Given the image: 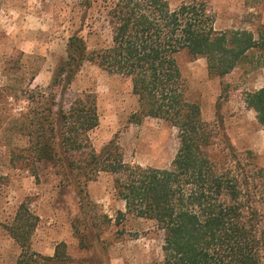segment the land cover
Segmentation results:
<instances>
[{
    "label": "trees",
    "instance_id": "obj_1",
    "mask_svg": "<svg viewBox=\"0 0 264 264\" xmlns=\"http://www.w3.org/2000/svg\"><path fill=\"white\" fill-rule=\"evenodd\" d=\"M87 11L94 16L89 35L96 45L90 47L83 28L73 34L54 83L66 88L86 63L129 80L139 102L131 122L151 117L175 127L178 152L166 168L127 163L113 140L97 152L89 138L100 123L93 96L77 98L66 110L53 93L30 91L29 100L39 97L41 107L15 120L22 121L18 132L36 141L33 166L59 167L81 196L100 173L113 175L125 214L152 222L161 235V257L150 264H264V167L254 152L237 151L222 129L203 119L201 106L188 98L178 61L181 53L204 58L209 75L222 78L253 51L262 52L257 61L264 59L263 34L217 28L207 0L176 7L167 0H102ZM98 22L101 31L92 29ZM106 29L108 43L101 40ZM245 103L264 128V87L247 92ZM38 222L23 203L8 226L20 249L16 264H43L32 249ZM64 247L57 246L51 259L63 261Z\"/></svg>",
    "mask_w": 264,
    "mask_h": 264
},
{
    "label": "rangeland",
    "instance_id": "obj_2",
    "mask_svg": "<svg viewBox=\"0 0 264 264\" xmlns=\"http://www.w3.org/2000/svg\"><path fill=\"white\" fill-rule=\"evenodd\" d=\"M98 1L102 2L0 0V264H16L20 255L8 226L23 203L39 217L32 249L43 257V264H150L161 257L160 233L152 222L125 214L126 203L117 196L113 175L100 173L85 184L81 196L59 167L33 166L36 141L17 130L22 121L15 119L25 109L41 107L39 97L36 102L29 100L30 91L53 93V101L66 110L77 98L91 95L100 117L99 126L89 134L97 152L113 140L130 164L166 168L175 158L179 148L175 127L151 117L131 122L139 102L129 80L86 63L66 88L54 83L73 34L83 28L90 47L96 45V36L89 35L94 16L86 8ZM167 1L176 7L189 0ZM207 1L217 28L264 37V0ZM102 25L95 23L92 29L101 31ZM103 32L101 40L110 42L109 30ZM261 56L262 52L253 51L222 78L209 75L204 58L181 53L178 61L188 98L201 106L203 119L222 129L237 151L254 152L264 167V128L245 103L247 92L264 87V64H260L264 59L257 61ZM61 244L64 260H52Z\"/></svg>",
    "mask_w": 264,
    "mask_h": 264
}]
</instances>
